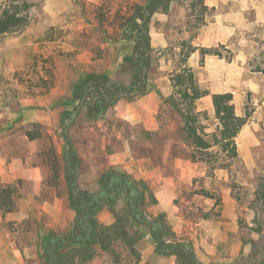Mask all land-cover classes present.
Masks as SVG:
<instances>
[{"label": "rangeland", "instance_id": "rangeland-1", "mask_svg": "<svg viewBox=\"0 0 264 264\" xmlns=\"http://www.w3.org/2000/svg\"><path fill=\"white\" fill-rule=\"evenodd\" d=\"M27 1L32 5L28 24L12 38L0 37V66L7 69L12 64L15 69L0 73V111H6L0 119V260L12 256V249H6L12 243L21 257L40 258L45 264H179L178 254L156 252L149 226L141 219L163 215L170 229L165 241L180 247L178 251L191 252L197 264H202L200 258L211 259L207 264L263 261L264 213L256 191L264 177V0H171L166 11L155 9L147 20L139 7L150 0H71L72 9L63 15L70 21L45 31L39 29L38 19L46 21L43 7L48 0ZM3 3L0 0V6ZM132 19L139 25L145 22L148 29L145 84L154 95L150 103L158 134L150 137L141 125H131L130 119L120 116L126 106L141 114L143 91L102 101L100 91L92 90L95 98L77 99L78 84L69 97L73 106L63 96L57 105L62 115L55 122L52 118L48 124L21 125L20 118H8L10 112L19 110L17 101L23 95L48 92L60 80L56 69L85 68L90 74L86 82L100 74L106 86L112 83L111 77L125 88L131 86L139 74L135 72L136 55L143 56L135 51ZM26 30H30L28 41L44 31L41 39L48 43L36 38L31 52L27 46L6 48L20 42ZM34 47L46 54L33 55ZM184 70L208 93L195 103L196 111L205 113L198 122L207 140L212 141L210 136L217 128L211 95L231 93L235 113L246 116L235 137V159H228L218 147L208 149L209 156L185 142L183 121L168 102L169 96L178 101L171 79ZM130 71L133 78L128 83ZM62 131L71 142L68 156L77 161L74 174L67 169ZM140 138H157L156 162L152 163L157 173L162 170L158 166L164 138L183 147L170 155L167 172H176L171 170V156H189L192 165L187 172L192 169L194 177L167 186L157 180L149 186L115 170L116 154L125 155L127 148L134 156L144 151ZM14 160L40 169L39 194L27 180L10 182L13 173L8 168ZM110 178L124 180L128 188L97 196L86 218L78 221L73 187L97 193L100 184ZM138 193L143 199L136 205ZM91 218L98 226L116 225L118 238L109 250L92 242ZM77 222L79 233L75 232ZM30 229L37 231V242L42 238V248L34 236L23 248L22 235ZM46 230L49 234L44 237L40 232ZM138 244L146 251L140 252Z\"/></svg>", "mask_w": 264, "mask_h": 264}, {"label": "trees", "instance_id": "trees-1", "mask_svg": "<svg viewBox=\"0 0 264 264\" xmlns=\"http://www.w3.org/2000/svg\"><path fill=\"white\" fill-rule=\"evenodd\" d=\"M170 1L171 0H150L145 7H139V12L141 10L144 11V18L147 20L155 9L162 8L166 11ZM31 7V3L27 0H4V3L0 6V36L13 34L24 28L28 24V11ZM131 24L136 30L135 51L143 54V56L136 55L135 72L139 74L136 77L134 76L135 79L132 85L125 88L122 85L112 82L106 86L102 82L101 76H95L92 77L89 82H84L75 86V89L80 93L79 96L75 95V98H95L92 92L100 91V93H98L99 99L102 101H109L114 95H130L144 91L146 71L149 66L147 59V53L150 49L148 29L145 22L143 25H139L132 19ZM171 80L175 94L178 96V101L175 100L173 96H169L168 102L171 108L183 121L182 134L187 145L193 150L209 154V156L211 154L207 153V150L212 147H218L220 152L225 154L228 159H235L237 157L235 137L246 123V116H238L235 113L232 103V94L220 93L211 95L213 114L217 121V128L216 133H212L210 136L212 141H209L206 139L207 135L203 132V127L198 122L199 117L205 116V113L197 112L195 109L196 101L208 95V93L202 91L197 86L190 71H180L174 75ZM61 136L64 140L66 150L65 160L67 169L74 174L77 170V161L70 159L68 156L69 152L72 150L70 139L64 131H62ZM192 159H194L193 156ZM111 178L115 179L116 177L111 176ZM111 178L107 182L103 181L100 184L101 189L97 193L88 194L77 190V187H73L74 200L72 204L74 209L78 212V221L86 218V214L89 211V204L95 203V198L97 196L112 192L120 193L128 188L124 180H120V182L117 180L110 181ZM136 196L138 199L135 200V204L138 205L142 201L143 196L141 193H138ZM256 199L260 203L261 210L264 213V177H261L259 180ZM139 212L141 213V211ZM141 219L149 226V233L155 242V250L157 253L165 256L178 254L179 264H197L191 252L186 253L181 250L182 248L178 251L180 247L165 241L164 237L169 234L170 229L163 215H159L153 220H148L145 217ZM89 226L93 230L92 242L98 243L103 250H109L115 238H118V231L115 229L117 228L116 225L98 226L91 218L89 219ZM79 229H81V225L77 222L75 232L77 233ZM127 242L129 243L130 241L128 240ZM86 246L89 247L88 244L85 245V247ZM259 264H264V260Z\"/></svg>", "mask_w": 264, "mask_h": 264}, {"label": "crops", "instance_id": "crops-1", "mask_svg": "<svg viewBox=\"0 0 264 264\" xmlns=\"http://www.w3.org/2000/svg\"><path fill=\"white\" fill-rule=\"evenodd\" d=\"M73 7V3L71 0H62L59 3L56 0H48L46 4L43 7L44 10V16L46 17V21H42L41 19H38V25L39 29H46L48 27H53L55 25H64L65 23H68L70 21V18L64 17L63 15L70 11ZM44 29V31H45ZM44 31H41V33H44ZM30 30L24 31L20 35V42H16L11 45H7L6 48H23V46H27V51L31 52L30 46H32V42L37 40L34 37V39H31L30 41L28 37V33ZM39 33L38 41L41 40L43 43H48L46 40H42V34ZM13 34H6L0 37H9ZM22 36V37H21ZM21 38H24L22 40ZM41 42V43H42ZM33 55L35 54H43L46 53L43 51H39L36 47L33 49ZM77 65V64H75ZM107 70L108 72H115L117 69H102ZM11 71H15L12 64L7 67V69H2L0 66V73H9ZM103 72V71H101ZM55 74L57 77L60 78L58 82H56L51 88L48 90V92L39 93L38 90L36 94H31L28 92V94L23 95L21 99H18L17 103L19 106V110L17 112L12 111L8 115V118L16 119L20 118L21 125H30V124H48L51 119L53 118L54 122L57 120V118H61L62 115V108L59 106L57 108V105H61V100L63 96H67V103L68 105H72L70 100V95L72 93V90L76 84H79L81 82H86L89 79L90 74L87 72V69L83 68H77V69H56ZM95 72H93V75ZM98 74V73H96ZM100 75V74H99ZM98 75V76H99ZM114 75V73L112 74ZM112 82H118L116 78L111 77ZM133 78V73L130 71V83ZM62 79V80H61ZM63 84H62V82ZM62 84V85H61ZM119 84V83H118ZM149 85L145 84L144 93H146L144 97V104L142 105L144 110L140 113H136L132 110L130 106H126V110L124 114H121V117L130 119L131 125H141L142 130L150 135V137H153L152 134H158L159 126L158 122L155 119L154 112L151 110L153 102L154 95L153 93L149 92ZM148 91V92H147ZM6 114V111H0V119L3 117V115ZM25 139L26 136H23ZM154 139V140H153ZM172 141V140H171ZM140 146L142 145L144 147V151L141 153H135V156L131 154L129 148H127L126 154H116L114 158V166H116L115 170H120L121 173H128L129 175H132L137 180H143L147 185L154 186L156 184L155 182H162V185L167 186L171 185L174 180L184 181L191 179L194 177V173L191 169V172L188 173L187 170L191 168V163L189 160V156L186 157H173L170 158V163H172L171 170L176 172H167L168 167V159L170 155L174 152H179L180 150H183V147L174 145L170 142H165L164 138L162 139V156L159 159L160 165L158 166L161 170L160 173H157L156 166H153L154 162H156L155 159V145H157V138H150L146 140H142L141 138L138 140ZM174 142V141H173ZM142 147V148H143ZM141 149V148H140ZM142 150V149H141ZM152 164V165H151ZM151 166V167H150ZM150 168V169H149ZM10 171L13 173L12 177H9L10 182L15 183L20 180H27L28 184H32L33 188L35 190L36 194H39L37 190L40 189L41 185V174L40 169L37 167H31L28 163H26V166L21 163L19 160H14L12 162V166H9ZM78 170V166H77ZM76 170V172H77ZM173 173V174H172ZM29 198V197H28ZM30 199V198H29ZM31 201V199H30ZM47 205H45L44 210H47ZM30 210V208H29ZM36 230H28L25 235L23 236L24 240V247L26 249L27 241L31 243V239L34 236V241L38 243V247H41L42 244V238L40 241L37 242L36 238ZM40 234L44 237H46L49 232L46 230L44 233L43 231L40 232ZM26 242V244H25ZM19 244V243H18ZM40 244V245H39ZM8 245L6 249L9 248L12 249V256L8 257L6 260H0V264H45L44 260H41L40 258L30 259L28 257H21V254L19 252H16L15 244L11 247ZM37 248V247H36ZM42 248V247H41ZM138 250L140 252H145L143 245L138 244ZM208 259L206 262H209ZM200 261L202 264H207L204 259L200 258ZM174 264V263H172Z\"/></svg>", "mask_w": 264, "mask_h": 264}]
</instances>
